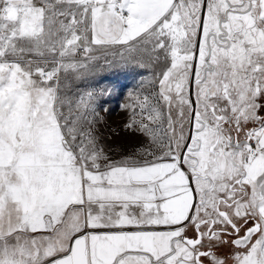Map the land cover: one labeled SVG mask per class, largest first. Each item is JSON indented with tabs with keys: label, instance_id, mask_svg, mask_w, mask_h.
I'll return each mask as SVG.
<instances>
[{
	"label": "snow or ice",
	"instance_id": "6c2138e0",
	"mask_svg": "<svg viewBox=\"0 0 264 264\" xmlns=\"http://www.w3.org/2000/svg\"><path fill=\"white\" fill-rule=\"evenodd\" d=\"M0 264H264V0H0Z\"/></svg>",
	"mask_w": 264,
	"mask_h": 264
},
{
	"label": "rangeland",
	"instance_id": "374dc122",
	"mask_svg": "<svg viewBox=\"0 0 264 264\" xmlns=\"http://www.w3.org/2000/svg\"><path fill=\"white\" fill-rule=\"evenodd\" d=\"M111 60L112 57L109 56ZM119 59L118 57L116 58ZM103 65L102 70H98L97 73L87 76L83 81H76L74 88L78 87L81 92L92 90L93 88L115 85L116 93L110 97H106L104 107L109 109L107 112H101L103 122L100 125V130L104 137L111 138L108 142H117L119 144L127 143L131 140L129 133L125 132L123 125L126 119V114L122 108V105L128 103V93L133 91L139 81L141 80L140 72H143L145 76L148 75L147 70H121L118 68H109L104 65V61H100ZM117 153L119 149H116Z\"/></svg>",
	"mask_w": 264,
	"mask_h": 264
}]
</instances>
